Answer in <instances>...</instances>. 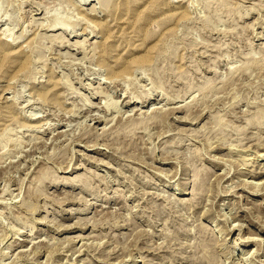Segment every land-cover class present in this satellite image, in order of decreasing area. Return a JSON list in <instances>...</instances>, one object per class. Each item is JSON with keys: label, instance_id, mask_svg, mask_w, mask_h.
Wrapping results in <instances>:
<instances>
[{"label": "rangeland", "instance_id": "1", "mask_svg": "<svg viewBox=\"0 0 264 264\" xmlns=\"http://www.w3.org/2000/svg\"><path fill=\"white\" fill-rule=\"evenodd\" d=\"M231 224L264 239V0H0V264H264Z\"/></svg>", "mask_w": 264, "mask_h": 264}, {"label": "bare ground", "instance_id": "2", "mask_svg": "<svg viewBox=\"0 0 264 264\" xmlns=\"http://www.w3.org/2000/svg\"><path fill=\"white\" fill-rule=\"evenodd\" d=\"M103 120H101V119H98L97 120V123H99V122H102ZM263 225V224H262ZM244 225H238V227H236V226H234V224H231V226L229 227L228 226V228H227V232H228V236L229 235H233V234H235V232L238 230L239 231V234H238V236H237V238L235 239L236 240V242H235V246H237V245H240L241 244V242L242 243H244L245 245H248V244H251V242H253V241H256V245H255V247H254V250H256V256H259L260 254H263L264 253V239H258V236H260L261 237V233H256V232H254L253 233V231L252 232H250L251 230H249L248 232H249V236L248 237H246V236H244L243 235V230H245V228L243 227ZM264 228V227H263ZM256 234V236H253V237H251L252 235H255ZM259 237V238H260ZM241 241V242H240ZM256 247H257V249H256ZM244 250V249H243ZM252 251H253V249H252ZM261 251L263 252V253H261ZM231 253H232V256H233V254H234V251L233 250H231ZM251 253V252H250ZM254 253V254H255ZM253 254V255H254ZM235 255V254H234ZM261 256V255H260ZM254 258V257H253ZM242 263H245L246 264V262H248V257L246 256V254H244L243 256H242Z\"/></svg>", "mask_w": 264, "mask_h": 264}]
</instances>
